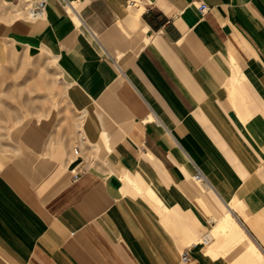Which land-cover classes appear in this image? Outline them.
Listing matches in <instances>:
<instances>
[{"label": "crops", "instance_id": "0c3cea01", "mask_svg": "<svg viewBox=\"0 0 264 264\" xmlns=\"http://www.w3.org/2000/svg\"><path fill=\"white\" fill-rule=\"evenodd\" d=\"M35 5L0 0V40L70 116L0 145V264H264V0Z\"/></svg>", "mask_w": 264, "mask_h": 264}, {"label": "rangeland", "instance_id": "374dc122", "mask_svg": "<svg viewBox=\"0 0 264 264\" xmlns=\"http://www.w3.org/2000/svg\"><path fill=\"white\" fill-rule=\"evenodd\" d=\"M69 116L55 60L24 55L1 38L0 145L8 146L9 155L19 154L40 125Z\"/></svg>", "mask_w": 264, "mask_h": 264}, {"label": "built area", "instance_id": "2783aa9c", "mask_svg": "<svg viewBox=\"0 0 264 264\" xmlns=\"http://www.w3.org/2000/svg\"><path fill=\"white\" fill-rule=\"evenodd\" d=\"M45 6H46V0H36V5L28 8V13L31 17H35L42 13V11L45 9ZM198 10L200 12H205L208 10V6L204 3H201L198 5ZM202 177L203 176L202 174H200V172H197L194 176L195 179H201ZM204 241L206 242L207 240ZM188 260H189V256L187 253V248H185V250L181 254V262L186 263L188 262Z\"/></svg>", "mask_w": 264, "mask_h": 264}, {"label": "bare ground", "instance_id": "6f19581e", "mask_svg": "<svg viewBox=\"0 0 264 264\" xmlns=\"http://www.w3.org/2000/svg\"><path fill=\"white\" fill-rule=\"evenodd\" d=\"M28 12V11H27ZM45 117V116H44Z\"/></svg>", "mask_w": 264, "mask_h": 264}]
</instances>
